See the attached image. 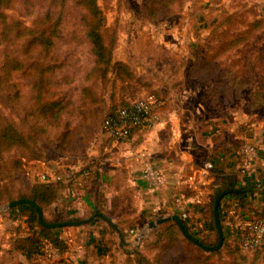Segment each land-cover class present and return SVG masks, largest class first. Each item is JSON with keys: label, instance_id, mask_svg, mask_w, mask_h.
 <instances>
[{"label": "rangeland", "instance_id": "obj_1", "mask_svg": "<svg viewBox=\"0 0 264 264\" xmlns=\"http://www.w3.org/2000/svg\"><path fill=\"white\" fill-rule=\"evenodd\" d=\"M31 1L35 3L37 0H26V3L15 0L3 8L4 13L15 21L16 28L34 26L35 12ZM96 1L105 20V42L111 48L110 65L119 63L125 69H119L120 66L116 67L117 72L110 69L105 81L98 82L96 87L101 93V101L89 106L85 117L88 122L83 125L88 138L70 136V140L64 132L68 127L75 129L78 123L75 119L83 114L75 108L74 103L71 107L67 105V109L64 107L61 113L59 111L58 118L49 114L46 122L41 119L38 108L33 107L31 97L34 92L30 89V83H24L21 71L12 77L16 87H8L2 81L0 116L12 121L26 138L30 136L27 139L28 147L21 143L8 146L0 155V190L27 192L32 183L41 182L35 174H29L31 168L27 162L24 171L17 165L18 157L27 154L32 146L41 150L42 161L49 163L51 173L57 171L58 174L62 170L60 173L67 175L65 171H73L68 172L69 177L76 172L74 169L78 171L90 164L87 151L92 140L99 137L104 117L113 108L148 94L166 98L168 95H178L183 88L194 89L198 90L194 98L207 102L211 109H215L218 101L227 105L237 99L235 106L251 114L252 118L246 123L264 122V0ZM66 6L60 36L55 41L56 48L53 54L47 56L62 64L54 70L51 82L45 85L46 94L42 97L49 102L54 99L63 102L71 97L78 99L80 87L88 81L83 76L84 68L93 65L84 36L82 18L85 10L74 5L72 0ZM22 44V39H16L12 43L14 52ZM216 50L219 51L218 55L210 56ZM18 55L15 52V63L20 60L25 64L31 57ZM217 57L235 64V69H241L240 81L244 86L235 97L224 100L222 94L216 93L219 77L215 72L206 71L209 63L217 62ZM29 61H33V58ZM201 65L206 68L199 69ZM18 87H22L24 97L16 96ZM7 93H10V99ZM29 108L33 109L30 114ZM34 125L44 127L37 136L33 135L37 133ZM126 192V195H133L131 190ZM109 200L113 206L120 202L112 195ZM6 205L7 202L0 203V264H10L8 253L1 251L8 249V242L16 229H22L21 233L25 234L21 227L27 217L25 211L9 212ZM113 206L109 210L112 214L115 213ZM54 216L51 207L43 211L47 221H52ZM111 235L117 237L115 232H111ZM146 240L144 252L153 258L156 250L150 247L148 241L154 239L146 237ZM206 253L209 252L198 247L196 250L182 247L163 256L161 264H264V252L241 249L237 244L225 243L216 254ZM38 257L31 264H52L60 259V256L52 259L43 253ZM18 261V258L15 259L13 264ZM68 261L73 264L70 259Z\"/></svg>", "mask_w": 264, "mask_h": 264}, {"label": "crops", "instance_id": "obj_2", "mask_svg": "<svg viewBox=\"0 0 264 264\" xmlns=\"http://www.w3.org/2000/svg\"><path fill=\"white\" fill-rule=\"evenodd\" d=\"M196 92L198 90L183 88L178 95L163 98L159 123L133 128L128 139L113 141L100 131L96 144L87 151L91 163L94 162L95 176L91 177L87 188L79 186L72 192L73 187L65 186L51 206V212L71 221L104 213L118 225L126 243L120 242L112 225L98 217L88 223L54 229L68 244L65 257L73 264H124L125 253L135 250L149 256L144 252L146 237L170 222L153 229H149L148 224L170 214L187 213L186 221L194 231L207 225L208 235L214 237L206 201L210 194L225 188H240L249 182H254L256 187L243 206L234 208V199H221L219 216L225 243L237 244L241 224L264 213V181L257 185L264 179V122L246 123L252 118L251 114L235 106L237 99L227 105L218 101L215 109H211L207 102L194 98ZM244 142L256 149L251 175L241 169ZM148 161L163 172L164 184L158 189H150L141 176ZM207 162L213 169L205 174L203 167ZM28 165L31 172L45 171L53 181L66 182L68 172H73L51 173L46 161H30ZM116 183L121 186L118 188ZM125 190H131L133 195H126ZM111 195L120 201L115 206L110 204ZM111 206L114 214L109 212ZM25 225L24 220L22 228L28 230ZM112 230L116 238L111 235ZM33 232L37 234L36 230ZM142 234H146L145 238L138 241ZM111 239L118 242L114 247L107 242ZM6 253L10 264L17 258L16 264H31L38 257L28 260L15 251Z\"/></svg>", "mask_w": 264, "mask_h": 264}, {"label": "trees", "instance_id": "obj_3", "mask_svg": "<svg viewBox=\"0 0 264 264\" xmlns=\"http://www.w3.org/2000/svg\"><path fill=\"white\" fill-rule=\"evenodd\" d=\"M13 1L15 0H0V57L2 59V63L0 64V84L5 82L8 87H10V85L16 87V84L14 81H12V77L14 76V73L21 71L22 76L24 77V83H30V89L32 92H34V98H32L33 96L31 97L33 107L35 105L36 109L38 108V113L41 119H44L46 122H48L49 114L54 118H58L59 111L61 113L64 110V107L67 109V105L71 107V104L74 103L76 105L75 108L82 111L83 114H79L78 119H75L78 120V123L75 124V129L74 127H68L64 132V135L68 136L69 140L71 139L70 136H80L83 138L87 137L83 130V125L88 122V120L86 122V111H88V108L91 104H98L101 101V93L98 92V87H96V85L100 80L105 81L104 79H106L107 73L110 69L111 71L116 70V72L117 66H120L119 69H125L119 65V63L110 65L111 48L105 42V20L103 13L97 4V1L72 0L74 5L85 10V15L82 18L84 23V36L88 44L89 53L93 57V65L91 67L84 68L85 70L83 71V76L85 80L88 79V81L80 87V97L78 99L71 97L66 101L64 100L63 102L60 99H54L53 101L49 102L42 96L46 94V91L44 90L45 85L51 82V78H54V70L62 65L61 63H58L56 59L54 60L52 56L48 57L50 61V63H48L47 56L49 54H53L56 48L55 41L60 36V25L63 20V11L64 8L67 7L66 5L69 0H37L35 3L34 1H31L35 12V20L33 22L34 26L29 28H16L15 21H13L6 13H4L3 8ZM18 1H20V3H26V0ZM16 39L23 40L21 48L15 51L16 55H31L25 64L20 60L17 61L18 63H15L16 57L15 52L12 49V43ZM218 53L219 51L216 50L211 53L210 56H217ZM222 54V56L225 57V54ZM31 58H33V61H29ZM235 66V64L226 63V59L223 60L220 58L217 59V62L209 63L207 66L206 71L210 70V72H215L217 77H219V82L216 84V93L220 95L222 94L224 100L225 98L228 99L230 96L235 97L236 94L238 95L239 90L244 86V84L240 81L239 72L241 69H235ZM198 68L204 69L206 67L201 65ZM19 89L20 88L18 87V89L15 90L16 96L20 95L21 97H24L21 94L22 87L20 91ZM152 94L157 99L163 101L162 97H158L154 93ZM6 96L8 99H10V93H7ZM128 103L129 102H125L122 105H126ZM112 110H110V112ZM26 111H28V109H26ZM29 111L30 112L28 113L30 114L32 113L33 109L29 108ZM44 115H46V118H43ZM0 121V155L5 151V149H7L8 146L12 147L21 143L25 147H28L27 139L30 135L26 138V135L24 136L16 128L14 123L10 120H7L3 115L0 116ZM77 125L79 126L77 127ZM36 128L37 133L34 132L33 135L37 136L39 132H42V128L44 127L41 125L36 126ZM28 151L29 152L27 154L21 155L17 159L18 168L23 171L27 161L43 160V157L39 153L41 152L40 149L32 146ZM95 173L96 169L94 168L93 162L84 165V167L70 175L66 182L63 180L51 181L49 183L34 182L30 185L27 192L21 193H15L14 190L9 191L2 189L0 190V203H9L22 198L30 199L37 203L42 211H44L46 208L51 207L58 200L60 191L65 186L72 188L78 181H81V187L87 188L91 177L95 176ZM254 184V182H249L240 187L241 191L239 193L229 194L223 198L230 197L234 199V208L243 206L246 202V197L255 191L256 187ZM116 186L119 188L121 185L116 183ZM218 192L219 191L210 194L208 200L206 201L210 214V230L214 232V238H211V236L208 235L209 231H206L208 230L207 225L202 229L194 231L192 226L189 225L186 220L182 219L186 230L198 240H200L203 244L208 246L214 245L217 241L212 208L214 198ZM99 194H101V192ZM230 207L231 206H227L226 208ZM14 210L26 212L28 230L23 229L25 234H22V229H16V232L13 233L14 235L11 236V240L8 242V249H2V253L15 251L24 255L28 260H32L34 257L40 256V253H42L40 250V243L42 241H46L58 249L60 256V259L58 260L59 263H70L65 257V253L69 249L66 241L59 237L55 233L54 229L41 226L38 223L37 215L33 209L27 205H20L18 207L9 209V212ZM43 219L46 222L69 221V219H65L61 216H54L52 221H47L45 217H43ZM35 230L37 231V234H34L33 231ZM112 232H114V230H112ZM150 237L154 239L153 241H148L151 245L150 247H153L156 250L154 257L149 258L141 251L135 250L125 253L126 259L124 264H161L163 262L162 257L169 255L172 251H176L182 247L192 250H196L197 248L181 235L177 225L174 222H170L168 225L162 226L157 230L152 231ZM107 242H109L112 247L117 245V243L112 239L108 240ZM149 243H147V245ZM223 244H225L224 241ZM144 246L146 245L144 244ZM219 250L220 249L206 254H216ZM198 257L202 258V256Z\"/></svg>", "mask_w": 264, "mask_h": 264}, {"label": "built area", "instance_id": "obj_4", "mask_svg": "<svg viewBox=\"0 0 264 264\" xmlns=\"http://www.w3.org/2000/svg\"><path fill=\"white\" fill-rule=\"evenodd\" d=\"M161 105V100L157 99L153 94H148L126 105L117 106L102 120L101 133L113 141L128 139L133 128L152 127L159 123L161 119L159 108ZM96 142L97 138L95 137L90 147L92 148ZM255 154L256 149L251 143L244 142L242 144L241 169L246 175H251L254 171L253 161ZM29 162L27 161V165ZM203 169L204 173L208 174L213 169V166L210 162H207L204 164ZM29 174H35L43 183L53 181L45 171L36 173L29 171ZM141 176L150 189H158L164 184V175L161 168L154 165L151 161L144 164ZM79 186H81V181H78L73 186L72 192H75ZM196 203H199V201L197 200ZM180 217L186 220L188 215L183 212ZM237 245L241 249H252L264 252V213L259 217L244 221L241 224L237 234ZM40 250L52 259L59 257L58 249L46 241L40 243Z\"/></svg>", "mask_w": 264, "mask_h": 264}, {"label": "water", "instance_id": "obj_5", "mask_svg": "<svg viewBox=\"0 0 264 264\" xmlns=\"http://www.w3.org/2000/svg\"><path fill=\"white\" fill-rule=\"evenodd\" d=\"M263 181H264V179L259 181L257 183V185H260ZM240 191H241L240 188H234V187L225 188V189L220 190L214 198L212 212H213V221H214V225H215V229H216V235H217V241L214 245H211V246L205 245L200 240H198L196 237H194L192 234H190L186 230L184 223H183V220L178 214H170V215H167L164 217H160L156 220L150 221L148 224V228L153 229V228H156L158 225H161L163 223L174 222L177 225L181 235L186 240H188L189 242H191L192 244H194L195 246H197L198 248H200L204 252L216 251L222 247L223 241H224V234H223V229H222V225L220 222V216H219L220 201L224 196L229 195V194H233V193H239ZM19 205H28L29 207H31L37 215L38 223L41 226L46 227V228H50V229H56V228H62V227H68V226H77L80 224L88 223L92 219L97 218V217L103 218L110 225H112V227L116 230V232L119 236L120 242L122 244L126 243L125 238H124V234L120 230L118 225L116 223H114L112 221V219L104 213H100V212L94 213L91 217L84 219V220H80V221L69 220V221H61V222H46L43 219L42 209L39 207V205L37 203H35L34 201H32L30 199L22 198V199H17V200L11 201V202L7 203L5 208L11 209V208L17 207ZM143 237H144V235L142 234L137 238V240L141 241L143 239Z\"/></svg>", "mask_w": 264, "mask_h": 264}]
</instances>
